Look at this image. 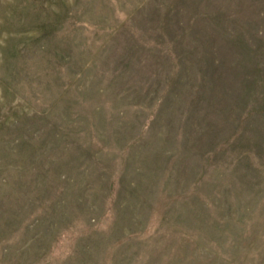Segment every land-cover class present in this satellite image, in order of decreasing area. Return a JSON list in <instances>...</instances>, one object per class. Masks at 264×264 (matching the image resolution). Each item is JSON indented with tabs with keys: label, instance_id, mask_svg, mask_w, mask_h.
Segmentation results:
<instances>
[{
	"label": "rangeland",
	"instance_id": "obj_1",
	"mask_svg": "<svg viewBox=\"0 0 264 264\" xmlns=\"http://www.w3.org/2000/svg\"><path fill=\"white\" fill-rule=\"evenodd\" d=\"M0 264H264V0H0Z\"/></svg>",
	"mask_w": 264,
	"mask_h": 264
}]
</instances>
